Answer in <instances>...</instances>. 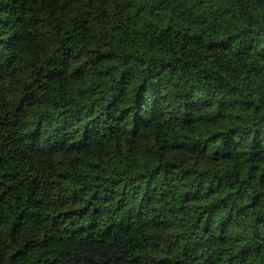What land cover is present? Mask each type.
I'll return each mask as SVG.
<instances>
[{
	"label": "trees",
	"instance_id": "1",
	"mask_svg": "<svg viewBox=\"0 0 264 264\" xmlns=\"http://www.w3.org/2000/svg\"><path fill=\"white\" fill-rule=\"evenodd\" d=\"M0 264H264V0H0Z\"/></svg>",
	"mask_w": 264,
	"mask_h": 264
}]
</instances>
